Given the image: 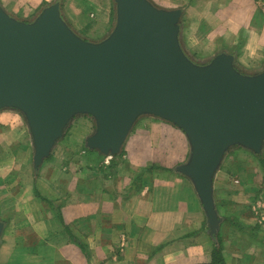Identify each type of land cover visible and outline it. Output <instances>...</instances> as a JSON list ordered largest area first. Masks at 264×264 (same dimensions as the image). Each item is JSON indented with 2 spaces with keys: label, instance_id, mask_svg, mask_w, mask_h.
I'll return each instance as SVG.
<instances>
[{
  "label": "water",
  "instance_id": "95a60500",
  "mask_svg": "<svg viewBox=\"0 0 264 264\" xmlns=\"http://www.w3.org/2000/svg\"><path fill=\"white\" fill-rule=\"evenodd\" d=\"M114 2V27L99 41L78 35L59 1L30 21L0 4V109L23 115L34 169L78 115L94 120L86 147L111 157L141 116L171 123L190 147L176 171L192 182L213 236L221 221L213 179L226 152L234 146L262 152L264 67L243 73L227 52L194 62L180 43V8L150 0ZM3 226L0 221V235Z\"/></svg>",
  "mask_w": 264,
  "mask_h": 264
},
{
  "label": "crops",
  "instance_id": "0c3cea01",
  "mask_svg": "<svg viewBox=\"0 0 264 264\" xmlns=\"http://www.w3.org/2000/svg\"><path fill=\"white\" fill-rule=\"evenodd\" d=\"M51 1L60 2L62 17L84 39L102 40L114 27V0H0V4L11 16L30 21ZM150 1L158 7L182 10L179 38L188 56L189 50L212 57L227 52L234 55L235 66L241 60L260 66L258 71L263 69L264 14L258 0ZM22 137L23 149L33 159L29 131L23 132ZM129 140L131 135L124 147L130 145ZM125 149V158L136 164L138 161L130 148ZM11 151L15 149L11 147L1 157L8 160ZM88 154L95 160L102 155L95 150ZM56 163L48 158L38 169L32 166L34 172L25 177L24 183L20 177L15 178V170L0 169V221L4 223L0 264H206L211 261L213 242L206 215L187 177L189 181L180 185L181 192L173 194L172 182L160 187L155 175L128 193L125 180L117 188L109 181H101V189L96 191L95 184L80 176L81 170L73 179L57 180L52 172L57 169ZM256 182L264 192L261 180ZM261 215L255 218L264 225V210ZM249 247L264 249V238ZM224 256L225 264H264V254L260 257L249 254L237 263Z\"/></svg>",
  "mask_w": 264,
  "mask_h": 264
},
{
  "label": "rangeland",
  "instance_id": "374dc122",
  "mask_svg": "<svg viewBox=\"0 0 264 264\" xmlns=\"http://www.w3.org/2000/svg\"><path fill=\"white\" fill-rule=\"evenodd\" d=\"M113 13L115 15V10ZM88 40L97 41V39ZM188 52L189 58L197 63H205L212 57L198 55L191 50ZM236 67L247 74L256 73L260 69V66L256 64L243 63L241 60L236 62ZM27 131L26 121L19 111L0 109V169L15 170V178L20 177L23 183L25 177L29 178L34 172L33 159L23 149L22 135ZM93 131L94 120L88 115H78L70 122L63 138L55 144L52 155L48 157L57 161L55 164L57 169L52 171L57 175V180L73 179L72 176L75 173L78 175L81 170L80 176L88 182L91 181L92 185L95 184L96 191L101 189L99 186L101 181H109L116 188L120 186V183L128 182L125 189L128 193L137 189L139 183L137 178L141 169L152 163H158L170 169L168 173L154 170L149 174L150 178L153 175L157 176L160 187H163L166 182H172L173 194L181 192L180 185L183 182L187 183L188 179L176 171V167L187 161L190 151L189 143L185 134L171 123L148 115L141 116L136 121L129 134L131 135L130 145L125 147L130 148L139 164L130 163L128 158H125L127 157L125 147H123L125 154L114 158L113 164L112 157L104 155H100L97 160L92 159L88 154L90 151L87 150L85 139ZM11 147L15 151L9 152V159L5 161L1 157L2 153L6 150L10 151ZM256 179L261 180V185L264 184V148L263 155L262 153L257 155L240 146H234L226 152L214 179L213 198L221 221L215 235H209L213 246L218 245L220 241L223 254L230 256L235 263L249 254L254 257L264 254V249L261 247L260 250L249 247L255 241L264 238V225L258 224L255 218L264 210V192L260 190V183H257ZM163 190L166 189L163 188ZM251 216L254 218L249 219ZM207 230H209L208 227Z\"/></svg>",
  "mask_w": 264,
  "mask_h": 264
},
{
  "label": "trees",
  "instance_id": "16d2710c",
  "mask_svg": "<svg viewBox=\"0 0 264 264\" xmlns=\"http://www.w3.org/2000/svg\"><path fill=\"white\" fill-rule=\"evenodd\" d=\"M89 150V149H87ZM91 151V150H89ZM124 153V148H122L121 152L117 155L112 156V164L114 162V158L119 157V156H123ZM142 171L139 172V176H138V186L141 185L142 183H147L149 181V179L151 180L152 178H150L148 175L152 173V171L157 170V172H166L168 173L170 171L169 168H166L160 164H156V163H152L150 164L148 167L142 168ZM154 176V175H153ZM151 176V177H153ZM156 176V175H155ZM222 245L219 241L218 245H214L212 250H211V261L209 263L206 264H225V256L223 254V250H222Z\"/></svg>",
  "mask_w": 264,
  "mask_h": 264
},
{
  "label": "built area",
  "instance_id": "2783aa9c",
  "mask_svg": "<svg viewBox=\"0 0 264 264\" xmlns=\"http://www.w3.org/2000/svg\"><path fill=\"white\" fill-rule=\"evenodd\" d=\"M259 6L261 8L262 13L264 14V0H258ZM109 158L111 156H108Z\"/></svg>",
  "mask_w": 264,
  "mask_h": 264
}]
</instances>
